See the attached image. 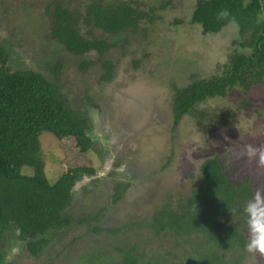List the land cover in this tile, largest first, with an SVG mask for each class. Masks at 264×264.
Here are the masks:
<instances>
[{"label": "trees", "instance_id": "obj_1", "mask_svg": "<svg viewBox=\"0 0 264 264\" xmlns=\"http://www.w3.org/2000/svg\"><path fill=\"white\" fill-rule=\"evenodd\" d=\"M69 1L45 0L46 36L75 58L81 72L96 61L83 55L94 52L101 68L98 79L104 83L113 79L116 66L106 57L109 50H123L144 17L153 21L150 13L169 3L162 0L144 11L137 7L141 3L130 0H89L75 8ZM189 22L199 24L203 34L218 33L233 22L236 29L229 27L235 37L225 61L212 74L201 78L192 74L183 86L171 84L172 127L187 115L209 123L218 117L226 125L241 110H250L248 132L264 131L263 113L248 95L252 87L264 86V0H196ZM82 26L98 29L108 39L87 37ZM13 45L0 43V264H17L23 250L34 260L41 259L40 264H244L251 258L244 248L248 229L242 208L258 188L264 189V181L256 185L252 175L231 177L217 154L205 156L189 173L196 180L188 192L176 196L164 192L147 213L116 224L105 221L110 218L105 200L98 205L92 197L95 189L104 187L102 180L117 170L100 176L86 157L95 150L103 160L106 150L96 148L94 122L85 103L83 110L71 105L60 81L65 61L44 54L30 57L26 65L19 59L24 51H14L11 57L21 62L14 67L9 54ZM236 89L243 95L233 108L197 109ZM44 131L58 140L71 139L75 156L83 162L67 166L52 183L41 154L39 136ZM119 169L125 173L124 181L107 189L111 207L124 200L135 183L130 167ZM76 229L84 233L69 238ZM79 236L83 243L77 242Z\"/></svg>", "mask_w": 264, "mask_h": 264}, {"label": "rangeland", "instance_id": "obj_2", "mask_svg": "<svg viewBox=\"0 0 264 264\" xmlns=\"http://www.w3.org/2000/svg\"><path fill=\"white\" fill-rule=\"evenodd\" d=\"M87 1L70 0L69 4L71 8L82 7ZM130 1L141 3L137 7L146 11L162 0ZM164 1L169 2L167 6L155 8L150 13L153 21L144 17L138 32L128 37L123 50L119 47L109 50L106 57L116 66L113 79L104 83L98 79L101 68L94 52L83 56L97 62L81 72L76 67L75 58L46 36L49 20L43 13L45 0H0V43L5 47L8 41L14 43L9 48L10 57L14 51H24V55L18 56L26 65L30 57L44 54L58 55L65 61V72L60 81L65 83L71 105L83 110L85 103L94 122L91 135L96 148L103 146L106 150L103 160L95 150L89 151L86 157L90 158L89 162L100 176L109 174L112 168L117 170L102 180L104 187L95 189L92 197L93 203L98 201V205L105 200L110 218L104 220L115 224L126 217L147 213L150 203L164 192H171L173 196L188 192L196 180L190 178L189 173L196 171L199 162L207 155L217 154L231 177L238 179L252 175L256 185L264 181V166H258L255 159L237 155L245 144L264 147V131L247 130L253 120L252 111L241 110L226 125H221L218 117L209 123L187 115L172 127L171 84L183 86L192 74L196 78L212 74L216 65L225 61L236 26L230 22L218 33L203 34L199 24L189 22L196 0ZM86 31L87 28L82 26L87 37L104 36L108 39V35L98 29ZM10 59L14 67L21 66L17 59ZM242 95L236 89L223 99L212 98L200 103L197 109L217 112L219 107L233 108ZM248 95L252 106L261 109L264 119V86L252 87ZM204 129L207 133L203 132ZM39 141L49 182H54L67 166L83 163L79 156H75L71 139L58 140L44 131ZM120 165L130 167L129 176L135 179V183L130 185L124 200L111 207L107 189L117 180L124 181L125 173L119 169ZM83 233L82 229H76L68 235L73 238ZM146 237L142 234V238ZM80 241L83 243L79 236L77 242ZM21 255L17 257V264H40L41 259L28 257L24 250ZM244 264H264V256L252 253Z\"/></svg>", "mask_w": 264, "mask_h": 264}, {"label": "clouds", "instance_id": "obj_3", "mask_svg": "<svg viewBox=\"0 0 264 264\" xmlns=\"http://www.w3.org/2000/svg\"><path fill=\"white\" fill-rule=\"evenodd\" d=\"M237 155L248 160L255 159L258 166H264V147L245 144ZM232 211L235 212L236 209ZM242 211L246 216L248 229L244 248L249 253L264 256V189L258 188L251 199L244 203Z\"/></svg>", "mask_w": 264, "mask_h": 264}, {"label": "flooded vegetation", "instance_id": "obj_4", "mask_svg": "<svg viewBox=\"0 0 264 264\" xmlns=\"http://www.w3.org/2000/svg\"><path fill=\"white\" fill-rule=\"evenodd\" d=\"M110 134H112V132Z\"/></svg>", "mask_w": 264, "mask_h": 264}]
</instances>
